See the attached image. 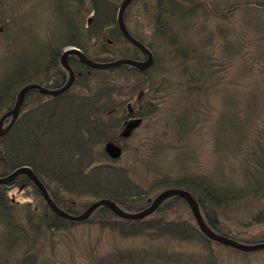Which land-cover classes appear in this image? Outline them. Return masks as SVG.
Segmentation results:
<instances>
[{
	"label": "trees",
	"instance_id": "obj_1",
	"mask_svg": "<svg viewBox=\"0 0 264 264\" xmlns=\"http://www.w3.org/2000/svg\"><path fill=\"white\" fill-rule=\"evenodd\" d=\"M122 1L0 0V21L5 25V32L0 34V117L13 107L23 87L36 84L53 90L62 86L65 71L60 57L67 48L79 49L93 62L142 60L143 53L128 43L118 29L116 14ZM226 1L230 0L220 2L224 6L221 8L218 0H132L125 11V25L131 35L152 52L153 64L146 70L128 65L96 70L70 56L68 64L75 80L66 93L51 97L31 90L26 94L19 117L0 138V173L9 175L19 167H29L55 204L73 214L83 212L98 199H108L125 211L137 212L148 207L162 190L181 189L197 201L218 233L236 240H241L243 235L252 236L256 238L254 243L262 242L264 146L256 148L242 163L229 165L226 159L230 179L219 174L220 168L212 176L196 177L180 167L159 168L157 159L165 154L169 145L155 141L156 149L152 151L154 147L148 148L152 142L140 139L142 129L138 130L145 122H156L160 116L154 119L156 113L163 115L171 108L168 101L157 103L168 88L163 82L165 88L160 84L153 87L156 79L150 75L162 59L172 62L171 65L184 63V69L189 70L186 77L191 70L188 63L208 70L209 76L216 73L214 63L211 65L200 50L203 45L200 37L188 36V32L197 33L193 30L197 24L196 12L220 23L229 20L226 24L233 12H241L247 33L262 32V27L252 19L255 14L264 16V0ZM12 5L13 8H8ZM132 10L134 15H131ZM189 15L192 26L185 20ZM132 22L136 27L147 28L148 34L145 31L143 37L133 33L129 28ZM172 29L183 32L188 40L181 39ZM232 32L234 30L228 27L225 34L230 36ZM161 33L168 35L164 37ZM225 43L224 50L229 54L241 41L226 39ZM260 43H264V37ZM197 77L185 82L188 95L197 97L196 94L218 89L217 81L208 83L201 74ZM178 88L181 89L182 84ZM127 104L132 105L134 117L141 118L142 123L131 137L124 139L125 119L117 116H124L121 111ZM145 105L150 108L147 113H143ZM140 106L141 111L137 110ZM113 110L117 114L108 115ZM127 112L124 117L133 118ZM189 120L181 121L182 125L175 123L178 126L174 140L179 142L176 152L182 148L192 149V137L198 134L195 127L198 119L195 118L191 128ZM228 124L236 128L232 121ZM135 136L137 139L133 140ZM260 136L264 140V134ZM258 139L259 136L257 143L262 144ZM119 142L125 147L124 154L117 160L111 159L106 145ZM245 144L253 145L248 141ZM235 147L230 150L236 153L235 159H240L239 149ZM232 172L236 173L235 177ZM13 192L18 203L13 204L10 199ZM179 203L184 200L169 198L150 217L140 221L119 219L108 209L99 208L84 225L107 229L118 241L141 237L148 246L141 249L116 247L110 251L106 248L102 254L92 253L87 264H164V257L173 264H201L200 258L193 260L196 256L181 255L164 247L165 240L198 247L208 241L190 216L186 218L176 212ZM81 224L58 217L28 177L20 175L11 183L0 185V264H9L10 259L13 264H37L43 249L61 245L64 238L70 239L63 234ZM257 226L260 229L255 231ZM83 251L87 257L88 249ZM57 260L51 253L41 263L60 264Z\"/></svg>",
	"mask_w": 264,
	"mask_h": 264
},
{
	"label": "rangeland",
	"instance_id": "obj_2",
	"mask_svg": "<svg viewBox=\"0 0 264 264\" xmlns=\"http://www.w3.org/2000/svg\"><path fill=\"white\" fill-rule=\"evenodd\" d=\"M218 1L219 6L223 8L224 6L221 3H224L225 0ZM230 1L226 2L229 3ZM27 13L25 12L24 14ZM134 14L135 12L132 10L131 15ZM242 15L241 12H233L231 18L229 16V24H226L225 22L229 20L220 23L201 12H196L197 24L193 26V30L197 33L188 32V36L191 37L196 34L200 37V41H203L200 50L204 53L207 61L211 65L214 63V66H216L214 67L216 71L215 75L209 76L208 70L200 68L198 64L196 66V63H188L186 65L191 69L189 72V76L191 75V77L188 78L189 76L186 77L185 74L189 70L184 69V63L183 65H180L181 63L171 65L172 62L170 63L168 60L164 61V59L160 63L158 62L155 70L151 71L150 75L155 77L153 79H156L153 87L160 84L161 88H165V86L168 88L166 92L161 94L162 98L157 103L163 101L166 103L168 101L171 108L167 109L169 113L163 115L156 113L154 119H156L157 115H160L156 122L154 120L145 122L138 130L142 129L140 139L150 140L153 143L148 144L146 142L148 148L154 147L155 141H158L159 145L160 143L169 145L165 154L160 155L157 159L160 161L157 165L159 168L172 170L173 167L178 168L180 166L182 170H186L192 175H204L205 177L212 176L217 171V168H220L219 174L228 179L230 173H227L228 166L225 163L226 159L229 165L239 164V161L242 163L250 157L248 155L255 151L256 148L261 149L264 146V140L260 136V133L264 134V43H260L261 38L264 37V16L259 17L255 14L252 19V22L262 27L261 30L263 32H258L255 35L253 32L247 33V26L244 22L245 18ZM131 19L133 18L131 17ZM190 19L191 16L189 15L185 20L188 22ZM202 22L204 26H201ZM129 24V28L133 33H140L143 37L146 35L144 32L147 31V28L136 27L133 22ZM189 24L192 26L190 21ZM228 27H230V30H234L230 36L225 34ZM172 31L176 35L179 33L181 39L182 37L186 38L184 37L186 35L180 30L172 29ZM4 32L5 25L1 22L0 34L2 35ZM161 35L165 37L168 34L161 33ZM219 37H223L222 40ZM226 39L229 41L240 40L241 43L233 47L231 52L229 50V54H227L224 50ZM145 40L146 42L149 41L148 39ZM192 44L194 45L193 41ZM179 52L182 51L179 50ZM198 74H201L208 83L217 81L219 83L218 89L215 91L211 89L201 95L196 94L197 97L188 95L185 92V82L191 78L198 79ZM162 82L165 83V86ZM181 84L182 88L179 89L178 87ZM149 109V105H145L143 113H147ZM196 111H199L200 115H194ZM188 118H190V128L191 125L194 126L195 118L198 119L195 124L198 134L196 137H192V149L183 150L184 148H182L180 150L177 149L178 151L176 152L175 146L179 142L176 139L174 140V137L176 138L175 127L178 124L182 125L181 121ZM229 121L235 123L236 132L233 131L236 128L228 124ZM177 122L178 124L176 125L175 123ZM225 124L227 125L223 126ZM173 132L174 135L172 134ZM257 136H259L258 141L262 144L257 143ZM136 139L137 136L133 140ZM245 141L252 142L253 145L245 144ZM130 144L133 145L132 142ZM234 146L239 149L238 154L240 159L238 157L235 159L234 154L236 153L230 150ZM155 149L154 147L152 151ZM147 157L144 156V158ZM140 167H138V173L141 172ZM164 172L169 174L167 171ZM232 174L234 177L236 176L235 172H232ZM139 177L141 179L138 176H135V179L142 180V176L139 175ZM15 195L16 192L10 194L13 204L18 203ZM176 212L180 213L183 217L189 218L190 213L183 203H179L176 206ZM259 229L257 226L254 230L258 231ZM63 235L70 236V239L64 238L61 245L51 250L48 247L43 249V252H40L38 256L37 264H42V259L47 258L51 253L57 257V261L60 264H87L92 253L97 252L98 254H102L106 248L110 251L111 248L115 249L116 247L121 249L133 247V249H141L142 246H148L144 238L138 237L118 241L116 235L107 229L100 230L98 227L92 225H75ZM240 238V241L249 243H254L256 240V238L247 235H243ZM206 243V246L198 247L195 244H182L165 240L164 247L181 255L185 253L189 255L194 254L196 256L195 260L200 258L201 262L205 258L211 259L216 257L218 264H264V253H261L263 250L243 254L242 252L225 248L212 242ZM189 248L195 249V252L193 250L190 252ZM84 249H88L87 257L85 251H83ZM162 260L164 264H173L170 260H166L165 257ZM9 264H13L12 259H10Z\"/></svg>",
	"mask_w": 264,
	"mask_h": 264
},
{
	"label": "water",
	"instance_id": "obj_3",
	"mask_svg": "<svg viewBox=\"0 0 264 264\" xmlns=\"http://www.w3.org/2000/svg\"><path fill=\"white\" fill-rule=\"evenodd\" d=\"M130 2H131V0H124L121 4L120 8H119L118 15H117L118 27H119L120 32L122 33L123 37L128 42H130L132 45L137 47L146 56V60L143 62H139V61H135V60H131V59H121V60H117V61H114L111 63H94V62L90 61L89 59H87L79 50H77L75 48L65 50L60 57V62H61L63 68L65 69V71L67 72V75H68V79H67L65 85L58 90L43 89L41 86H38L35 84L28 85V86L22 88L21 91L19 92V96H18V99H17V102H16L14 108L10 112L6 113L0 119V136H2L5 132H7L11 128L16 116L18 115V112H19L20 106L23 102V99L25 97V94L28 91L36 90V91H39L40 93L45 94V95L57 96L59 94L64 93L70 87V85L74 81V74H73V71L71 70V68L67 62V59L69 56H76L83 64H85L86 66H88L90 68H94V69H108V68L118 67L121 65H130L133 67H137L139 69H146L149 65L152 64L153 59H152L151 52L144 45H142L140 42L135 40L128 33V31L124 25V20H123L124 11ZM8 116H12L11 123L5 129H2L3 121ZM107 149H108L109 154L112 157H114V158L119 157L120 150L118 148H116L115 146L109 145L107 147ZM19 175L27 176L29 178V180L39 190L40 195L44 199L47 206L56 215H58L59 217L65 219L69 222H73V223L77 222L78 223V222L85 221L89 218V216L92 214V212H94L99 207H106L111 212H113L116 216L123 218V219L141 220V219H144L145 217L151 215L166 199L173 197V196H177V197H181L182 199H184L185 202L188 204V206L192 212V215L195 218L200 230L202 231V233L206 237H208V238H210L216 242H219L221 244H224L226 246H230L234 249L240 250V251L249 252V251H257L260 249H264V243H261L258 245H250V246L249 245H242V244L236 243L230 239L218 236L215 233H213L204 224L202 217H201V214L199 212L198 205L195 202V200L191 197V195L188 192L180 190V189H169V190L162 192L156 199H154V201L151 203V205L148 208H146L145 210H143L140 213H127V212L121 211L119 208H117L115 206L114 203H112L109 200H100V201H97L95 203H92L82 214L70 215V214L65 213L62 210H59V208L55 205V203L49 197L44 186L36 178V176L33 174V172L27 167L18 168L15 171H13L10 175L0 177V184H2V185L9 184Z\"/></svg>",
	"mask_w": 264,
	"mask_h": 264
},
{
	"label": "bare ground",
	"instance_id": "obj_4",
	"mask_svg": "<svg viewBox=\"0 0 264 264\" xmlns=\"http://www.w3.org/2000/svg\"><path fill=\"white\" fill-rule=\"evenodd\" d=\"M73 1H76V3H80L82 0H73ZM18 96H19V94H18ZM18 96H17V98H16L14 104H16L17 99H18ZM200 214H201V217H202V220H203L204 224L208 227V229L211 230L213 233H215V234L218 235V236L225 237V238H227V239H230V240H232V241H234V242H236V243L242 244V245H249V246H250V245H258V244L264 243V240H263L262 242H258V243H249V242H246V241L243 242V241H240V240H236V239H233V238L227 237V236H225V235H223V234H220V233H218L216 230L213 229V227L210 225L209 221L207 220V218L205 217V215L202 213V211L200 212ZM62 219H63V218H62ZM64 220H65V219H64ZM192 220H193L195 226L197 227V229L199 230V232H200V233H201V234H202V235L208 240L207 242H212V243H214V244H216V245H221V246H224L225 248H230V249H232V250L238 251L237 249H234V248H232V247H230V246H226V245H224V244H221V243H219V242H216V241H214V240H212V239L206 237V236L202 233V231L200 230V228H199V226H198V224H197V222H196V220H195L194 217H192ZM65 221H66V220H65ZM262 250H264V249H260V250H257V251H249L248 253L259 252V251H262Z\"/></svg>",
	"mask_w": 264,
	"mask_h": 264
}]
</instances>
